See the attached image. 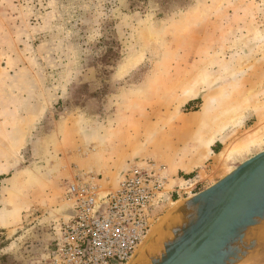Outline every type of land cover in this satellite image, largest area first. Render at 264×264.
<instances>
[{"label":"rangeland","instance_id":"1","mask_svg":"<svg viewBox=\"0 0 264 264\" xmlns=\"http://www.w3.org/2000/svg\"><path fill=\"white\" fill-rule=\"evenodd\" d=\"M71 114L107 128L108 151L135 146L124 170L148 160L187 181L154 226L264 149L216 164L264 119V0H0V264L41 261L72 166L104 152L45 140ZM259 228L246 236L264 241ZM263 244L243 264L264 262Z\"/></svg>","mask_w":264,"mask_h":264},{"label":"built area","instance_id":"2","mask_svg":"<svg viewBox=\"0 0 264 264\" xmlns=\"http://www.w3.org/2000/svg\"><path fill=\"white\" fill-rule=\"evenodd\" d=\"M170 181L163 166L148 160L129 162L113 186L90 168L72 166L63 194L66 208L51 227L49 250L38 264H128L156 212L178 195ZM103 201L104 213L94 217Z\"/></svg>","mask_w":264,"mask_h":264},{"label":"water","instance_id":"3","mask_svg":"<svg viewBox=\"0 0 264 264\" xmlns=\"http://www.w3.org/2000/svg\"><path fill=\"white\" fill-rule=\"evenodd\" d=\"M262 225L264 150L174 206L128 264H242L264 243L246 233Z\"/></svg>","mask_w":264,"mask_h":264},{"label":"crops","instance_id":"4","mask_svg":"<svg viewBox=\"0 0 264 264\" xmlns=\"http://www.w3.org/2000/svg\"><path fill=\"white\" fill-rule=\"evenodd\" d=\"M57 92H59V99L66 97L65 91L57 89ZM93 124L94 121L92 118H86L77 114L67 115V117L60 118L54 131L48 135V138L45 137V140L52 143L53 147L55 149H60V151L70 148H85L89 145H92L94 149H96V144H98L104 147V152L98 155L93 154L88 159H82L83 161L78 162L76 166L90 168L101 175L107 174L109 176L116 172L123 171L127 165V160L133 158V156L137 154L132 151L135 146L133 145L128 149H123L120 147L119 142V145L117 144L116 148H113L115 152L108 151V144H111L108 138V136H110L107 132L108 129H100L101 126L97 127ZM217 143L220 144L219 142ZM218 146L219 145L216 143L212 145V151L214 153ZM184 180L185 179L177 175L171 176L170 186H177L180 189L181 183L185 184L187 182Z\"/></svg>","mask_w":264,"mask_h":264},{"label":"bare ground","instance_id":"5","mask_svg":"<svg viewBox=\"0 0 264 264\" xmlns=\"http://www.w3.org/2000/svg\"><path fill=\"white\" fill-rule=\"evenodd\" d=\"M263 140H264V119L260 123L256 124L253 128L246 131L241 137L236 139L234 142L232 141L233 143H231L230 145L228 144V146L223 148L216 155L217 166L222 168V170L224 169V171L225 170L229 171V169H231L230 168L231 162H232L235 155L236 156H242L243 154L247 153L251 147L258 146V145L262 144ZM175 205H177V203H174V206ZM260 227H263V225ZM256 229H260V228L258 227ZM261 229H263V231H264V227ZM252 230H254V229H252ZM250 232H251V230H249V233ZM253 234H255V233H253ZM257 235H258V233H257ZM252 236H254V235H252ZM263 248H264V246H263ZM261 250H263V249H261Z\"/></svg>","mask_w":264,"mask_h":264},{"label":"trees","instance_id":"6","mask_svg":"<svg viewBox=\"0 0 264 264\" xmlns=\"http://www.w3.org/2000/svg\"><path fill=\"white\" fill-rule=\"evenodd\" d=\"M195 102H197V101H191V102L188 103V105H192V104H194ZM217 145H219V144H217ZM218 151H219V149L215 150V153H218Z\"/></svg>","mask_w":264,"mask_h":264}]
</instances>
